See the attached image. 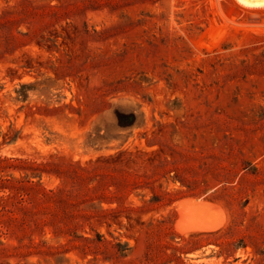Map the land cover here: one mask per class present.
I'll return each instance as SVG.
<instances>
[{
    "label": "rangeland",
    "instance_id": "1",
    "mask_svg": "<svg viewBox=\"0 0 264 264\" xmlns=\"http://www.w3.org/2000/svg\"><path fill=\"white\" fill-rule=\"evenodd\" d=\"M0 24V200L24 191L0 264H264V0H0Z\"/></svg>",
    "mask_w": 264,
    "mask_h": 264
},
{
    "label": "bare ground",
    "instance_id": "2",
    "mask_svg": "<svg viewBox=\"0 0 264 264\" xmlns=\"http://www.w3.org/2000/svg\"><path fill=\"white\" fill-rule=\"evenodd\" d=\"M208 205H210V204L209 203L207 204L206 202H198V201L195 202L193 200H190V201L187 200V201L182 202L179 205V207H180L181 213H185L186 210L188 209V206L189 207L191 206V207H194V208L195 207H202V208L206 207L207 208ZM195 212L197 213L198 210L195 211ZM222 224H223V221H214V222H211V221H205V220H194V221H191L190 223L188 222V224H186V225L179 226V230L181 232H189V231H213V230H216V229L220 228L222 226Z\"/></svg>",
    "mask_w": 264,
    "mask_h": 264
},
{
    "label": "trees",
    "instance_id": "3",
    "mask_svg": "<svg viewBox=\"0 0 264 264\" xmlns=\"http://www.w3.org/2000/svg\"><path fill=\"white\" fill-rule=\"evenodd\" d=\"M6 29V25L5 24H0V30H5ZM0 161H2V162H4V163H10V159H2V160H0ZM13 181H16V178H14L12 175H8L7 176V179H5V183L6 184H10V185H12L14 182ZM23 196L24 195V191H17V192H15V194L14 195H11L9 198H6V200H4V198H2L0 201V203H3V206H5V203L12 197V196H14V197H19V196ZM15 198V199H16Z\"/></svg>",
    "mask_w": 264,
    "mask_h": 264
}]
</instances>
